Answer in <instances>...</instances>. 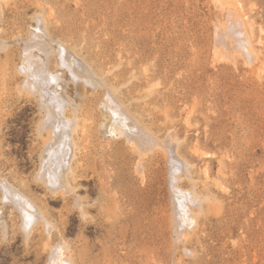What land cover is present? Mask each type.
Wrapping results in <instances>:
<instances>
[{
    "label": "rangeland",
    "instance_id": "1",
    "mask_svg": "<svg viewBox=\"0 0 264 264\" xmlns=\"http://www.w3.org/2000/svg\"><path fill=\"white\" fill-rule=\"evenodd\" d=\"M226 1L245 15L251 64L217 50L229 24L214 0H0V175L30 185L24 190L57 226L55 243L62 235L75 264H264V0ZM39 17L46 35L35 28ZM35 34L49 42L42 55L52 69L65 43L97 74L96 86L75 87L85 95L76 102L90 130L87 139L80 128L74 135L77 190L67 200L32 182L47 134L38 133L37 98L18 91L16 65ZM69 73L70 90L79 78ZM100 82L155 137L178 142L188 161L179 184L200 195L197 225L182 236L166 152H148L143 181L139 154L109 136ZM78 196L88 207L86 224ZM6 220L0 264H46L47 240L37 232L27 244L11 207Z\"/></svg>",
    "mask_w": 264,
    "mask_h": 264
},
{
    "label": "bare ground",
    "instance_id": "2",
    "mask_svg": "<svg viewBox=\"0 0 264 264\" xmlns=\"http://www.w3.org/2000/svg\"><path fill=\"white\" fill-rule=\"evenodd\" d=\"M214 2L218 8L228 13L227 20L229 24L217 36V50L222 48L227 58L229 57L233 61L236 59L235 55L239 54L240 57L242 56L246 60L247 64L255 62L256 54L252 43V36L248 30L245 15L239 9L240 6H237L233 2L228 4L226 0H214ZM41 22L39 17L35 28L39 32L45 33L46 31L42 28ZM38 40L37 34H35L34 38L24 42L25 49L22 61L16 65L17 71L21 75L18 91L37 98L42 112V118L39 122L40 124H38V133L40 136L47 134L44 148L40 155V164L32 182L38 186L41 185L51 196L67 200L71 196H74L77 190V187L73 185L74 182H77L74 170V163L77 158V144L74 135L80 128L82 137L87 139L90 130L89 117L83 115L82 109H79L82 103L78 104L76 102L78 96L84 97L85 95L77 93L75 87L76 85L80 86V82L82 86H85V83L96 86L98 82H96L95 75L97 74H92L91 69L86 64L87 62L85 61V63L74 52L75 50L66 48L64 46L65 43L63 45L62 43L59 44L56 54L50 50L51 52L49 53L53 52L56 57L57 69H52L50 61H47L48 58H44L47 55H42L49 46V42L43 40L42 37L40 41ZM67 70L71 75L73 74V77L79 78V83L75 81L70 82L72 85V89L70 87V90L68 89V80L66 78L68 76ZM0 71L3 74L4 69L1 60ZM100 83L105 87L102 90L104 92L103 97L99 100L98 105H102V107L100 106V111L102 110L105 117L109 118V124L111 125L110 128L107 125L105 126L109 128V132L111 133L109 136L125 139L139 154L138 174H136L140 175L142 180L145 179L144 172L146 171L144 170L143 161L145 160V156L150 155L148 153L150 150L154 151L156 149L166 152L171 165L169 178L173 192L172 203H174V208L172 211L174 213H172L175 216L174 220L176 223V228H174L177 232L175 233L182 236L183 230H188L197 225L198 214L196 213V215L194 210L197 208L195 206L198 200H200V195L198 196L195 193L196 191L193 192L190 189H185L179 184L184 175L181 176V174L188 167V161L186 162L183 158L184 156L179 153L178 142L169 138L167 140L164 138L162 141V138L155 137L138 119L132 118L133 116L131 117L128 112H124L123 108H120L121 104L113 88H110L104 82ZM98 88L100 87L98 86ZM88 101H92V99L88 98ZM74 108L76 112L73 111L74 113H72V109ZM80 121L83 123L81 126L79 124ZM187 172L190 173L189 171ZM22 185L23 188L16 186L9 179L0 175V235L2 239L7 241L8 238L9 227L6 220V210L8 207H11L18 219L17 228L19 232L23 233L27 244L33 241V235L37 232L47 240L45 245L49 248V255L46 264H75L74 258L70 255V246L63 240L62 235H60L61 240L55 243V235H59L57 226L48 217L47 213L43 211L42 207L24 190L25 188H29L30 185L25 181L22 182ZM83 202L84 199L78 196L75 204L81 220L86 224L90 214L87 209L88 207ZM180 229L182 230L180 231Z\"/></svg>",
    "mask_w": 264,
    "mask_h": 264
}]
</instances>
